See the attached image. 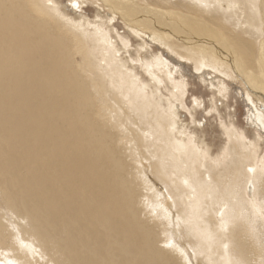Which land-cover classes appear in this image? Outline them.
Returning a JSON list of instances; mask_svg holds the SVG:
<instances>
[{
  "label": "bare ground",
  "instance_id": "obj_1",
  "mask_svg": "<svg viewBox=\"0 0 264 264\" xmlns=\"http://www.w3.org/2000/svg\"><path fill=\"white\" fill-rule=\"evenodd\" d=\"M196 1L203 9L193 10L195 15L202 18L211 28L222 32L224 37L220 36L228 43V49L231 51L224 45V52L219 51L220 49L215 46L216 53L210 55L206 54L208 51L203 52L195 47L192 49L190 44L194 46L202 43L201 49H204V43L207 46L213 43V41L207 42L206 38L199 34L198 36L192 33H189V36L185 34L187 37L180 35L181 38L169 30H166V34H158L156 28L151 30L152 26L149 28L145 25L146 33L151 32L146 35L140 27H143L142 21L147 23V18L150 16L148 15L147 21L144 22L145 18L142 20L141 17L145 15L146 10L143 11L141 8L144 14L138 16L142 21L140 20L137 26L124 23L128 19L124 22L121 19L128 33L125 36L113 33L101 17L96 23L93 21V25L88 22L84 24V19L82 21L81 17L77 18L75 13L78 10V0H69L70 8L62 6L58 0H0V264H188L189 261L186 259L189 253L186 252L188 256L183 254L176 243L170 240L172 235L170 238L167 236L169 234L166 232L169 228L167 224L172 223L164 220L167 217L163 216L161 208H156L157 206L154 205L156 209H151L153 199L151 202L148 198L149 192L145 185L147 179L144 181L145 174L134 160L131 146L126 144L129 137L125 140L122 130L117 127L112 116L110 117L111 114H102L103 109L98 106L100 104L98 92L100 89L105 91V84L110 85L108 81L114 82L112 84H115L117 89L128 86V92L124 88L128 93L126 96L134 102L132 105L136 106H131L136 111H132L133 120L140 114V119L143 117L145 121L149 119L148 123L150 125L152 123L154 130H159L156 136L160 139L156 141L163 144L157 145L155 142L153 146L159 151L158 153H162L163 158L167 157L169 164L175 165L172 171L174 165L170 164L172 166L170 170L167 168L170 172L166 174L167 178L162 180L165 186L168 185L170 188L171 194L175 193L174 195H179L185 200L186 205L180 210L183 211L181 213L184 214V218L191 220L190 228L201 234L207 231L209 226L203 222L207 223L210 220H206L207 216L210 218L206 213L213 207L209 206L208 200L211 197L214 201L213 195L217 192L222 194L221 189L225 191V196L222 200L217 195L216 200L220 203L214 201L218 209L215 208L216 206L213 208L216 210L214 214L219 217L218 221H226L232 214L237 217L236 219L233 217L235 221L240 220L239 227H235L239 229L238 232H246L252 228L254 233L260 234L261 230H264L263 210H260L264 206V194H262L264 191H261L262 198L258 197L259 192H257L261 190L257 189L258 182L264 179V162L259 163L261 166L257 163V146L255 148L253 143L245 141V136L238 134L236 129L223 127L221 124L226 135V146L220 157L211 158L210 149L202 143L203 140L200 142L192 135L195 129L190 131L180 125L179 109H185L186 82L175 79L169 68L171 64L163 59V51L153 55L150 48L147 49L146 43L140 42L136 43V50L133 49L135 52L130 55L132 39L137 42V39L142 38L141 35L144 34L150 40V44L152 42L163 50H169L171 54L175 53L180 60L191 61L199 76L205 73L206 70L203 71L205 67L222 76H238L244 84L253 77L254 81L263 80L262 84H264V0H243L244 6L240 4L243 10H239L244 14V24L236 19L239 24L232 23L234 28L230 25L231 22L229 23L231 20H228L234 14L230 10L235 8L233 10L235 11L236 8L241 7L234 3V7L228 8L232 5L231 0H218L225 5V9L223 8L222 11L215 9L218 12L214 15V12L204 11L211 7L208 6L207 0ZM98 2L107 8V4L102 0ZM220 3L213 5V8L214 6L221 8ZM182 5L177 6L188 10L189 5ZM112 6L113 9L115 5ZM153 7L150 8L154 9ZM111 12L112 15L118 16V10ZM235 14L233 16L238 18ZM240 14L237 12V15ZM208 15L210 17H206ZM120 16L122 18V15ZM218 18L220 20L215 21ZM130 21L133 23V20ZM107 24L110 25L111 21H107ZM187 24L185 23L186 26ZM153 26L157 27L155 24ZM161 26L165 30L167 25ZM191 29H194L193 26ZM176 40L182 43V46L178 45ZM78 45L84 50V54L85 52L91 54L87 58L90 57V60L93 58L92 62L99 60L101 64L94 62V65L91 64L89 67L87 65L90 71L86 70L85 63L83 67V62L82 65L78 62V58H81L79 53L82 51L78 50ZM235 54L239 55L242 62ZM236 63L241 64L240 71L235 69ZM97 70L101 72L98 73ZM255 74L257 75L254 76ZM98 77H100L99 84L104 83L101 88L98 87L100 89L93 81L95 79L98 81ZM105 78L109 80L106 81ZM210 85H213L212 88L217 93H224L223 82L219 81L216 84L210 82ZM110 87L114 88L113 85ZM260 87L262 90L257 93L264 105V85ZM246 88L247 101L250 103L251 95H255L256 92L253 93L248 87ZM116 95L119 96V93ZM120 96L118 98L124 101V105L123 103L120 105L125 106L124 96H121L122 98ZM138 110L140 113H137ZM248 114V121L252 127L264 132L262 111L251 106ZM115 116L114 114L113 117ZM136 120L134 122H138ZM191 122L194 123V120L192 119ZM138 126L140 130L142 125ZM152 131L148 129L150 134ZM146 133L145 136H150ZM153 152L155 154V150ZM159 161L156 164L162 166ZM224 162L228 163L230 170L220 171L228 173L224 178L226 181L219 182V179L221 181L219 176L223 173L219 175L217 166L219 172L217 176L212 168ZM156 166L154 170L158 171L155 169ZM209 167L212 171H209ZM217 186L220 187L219 190L216 189ZM205 194L208 197L202 196ZM173 197L172 195L171 201ZM174 199L177 200L175 197ZM206 200L207 203L209 202L207 205L209 207L204 206L206 210L204 208L203 211L199 204H203ZM163 205L160 207L164 208ZM157 209L160 210L159 215L155 211ZM165 209L167 210L164 212H170L168 208ZM170 215L172 216L171 212ZM169 217L168 220L172 218ZM171 220L173 222V219ZM174 220L177 223V220ZM235 221L233 226L236 224ZM226 222L229 224V219ZM226 222L221 224L228 225ZM189 224L190 221L188 227L185 224V228H189ZM194 236L193 238L196 239ZM199 237L203 240V236L199 235ZM263 237L264 232L262 236L264 241ZM228 240L227 242L231 243ZM203 242L200 243L204 247L207 241ZM230 256L232 258V255ZM261 263L264 264V258ZM242 264H245L244 261Z\"/></svg>",
  "mask_w": 264,
  "mask_h": 264
},
{
  "label": "rangeland",
  "instance_id": "obj_2",
  "mask_svg": "<svg viewBox=\"0 0 264 264\" xmlns=\"http://www.w3.org/2000/svg\"><path fill=\"white\" fill-rule=\"evenodd\" d=\"M59 2H61V4H62V6H65V7H71V3H69V0H58ZM80 0H78V10L77 11H75V13H76V16H77V18L78 17H81V19H82V21H83V19H84V24L85 23H89L90 25L93 23V21L96 23V21H98V19H99V17H101V18H103V21H105L104 23L106 24V26H107V28L109 29H112V31H113V33H116V34H121V35H125V36H127V29H126V27H125V25H124V23H128V24H131V25H138L139 23H140V20H141V18H142V20L145 18V20H144V22L145 21H147V19H148V21H147V23L145 22V23H143V21H142V25H143V27H140V26H138V27H140L144 32H145V34L146 35H148L149 33H151V32H149V31H147L148 33H146V26H152L151 28V30H153V28L155 29L156 28V31H157V33L158 34H160V33H164V34H166L167 32H166V30H169L170 32H172V33H176V35L177 36H179V37H181L180 35H183V36H186V35H188L189 36V33H192L193 35H197L198 36V34L200 35V36H204L203 38L205 39L206 38V41L207 42H210V41H213V43L211 42L210 44H209V46H207L205 43H204V46L206 47V48H208V49H205V47H204V49L206 50H204V49H201V46L203 45L202 43H200V45H198V44H194V46L193 45H191L190 44V46L192 47V49H194V47L197 49L198 48V50H203V52H207L206 54L208 55H210V53H212V54H214V53H216V50H215V46L217 47V49L219 50V51H222V52H224V46H226L227 48V50H229V51H231L230 49H228L229 48V45H228V43L222 38V37H224V35H223V33L222 32H220L219 30H217L216 28V30L214 29V28H211V26L209 25H207L206 23H204V20H202V18H200V17H198V16H196L195 14L196 13H194L193 12V10H195V11H198L199 9H203L202 7H200L201 5L195 0V1H192V0H181V2H180V0H119V2H118V0L116 1V0H102V2L103 3H105V4H107V8L106 7H103L98 1L99 0H81L82 2L80 3L79 2ZM120 1H122V2H120ZM137 1V2H136ZM149 1V2H148ZM163 1V2H162ZM183 1V2H182ZM217 1V2H216ZM232 1H234V2H232ZM112 2V3H111ZM125 2V3H124ZM135 4H134V3ZM150 2H151V4H150ZM156 2V3H155ZM158 2V3H157ZM207 2H208V6L210 5L211 7H207L208 9H204V11L205 12H207V11H209L210 13L212 12H214V15L216 14L217 15V12L218 11H222L223 10V8L225 7V5L224 4H221L220 3V1H218V0H207ZM116 3V4H115ZM120 3H121V6H120ZM155 3V4H154ZM160 3V4H159ZM179 4V5H182V6H185V4H186V6H188L187 8H188V10H186V9H183V8H179L177 5H175V4ZM188 3V4H187ZM211 3V4H210ZM217 3L219 4H221L220 5V7L221 8H218L219 6H214V8H213V5H217ZM232 3V5H229L228 6V8L230 7V6H232V7H234L235 5L236 6H238V7H241V6H244V2H243V0H231L230 1V4ZM234 3H235V5H234ZM112 4H113V6L115 7H113L112 6ZM139 4V5H138ZM153 4V5H152ZM159 4V6H157ZM196 4V5H195ZM240 4H241V6H240ZM243 4V5H242ZM70 5V6H69ZM113 7V9L111 8V6ZM148 5V6H147ZM175 5V6H174ZM224 5V6H223ZM137 6V7H136ZM152 6H154L153 8L154 9H152V8H150V7H152ZM173 6V7H172ZM191 6H192V8H191ZM136 7V8H135ZM144 7V8H143ZM159 7H162V8H159ZM166 7V8H165ZM231 7V8H232ZM109 8H111L110 10H109ZM125 8V9H124ZM140 8L144 11V10H146V11H144L145 12V15L143 16L142 14H144V12L143 11H141L140 10ZM157 8V9H156ZM159 8V9H158ZM164 8V9H163ZM190 8V9H189ZM230 8V9H231ZM114 9H117L118 10V16H114V15H112L113 13L111 12V10H113V11H117V10H114ZM139 9V10H138ZM170 9H172V10H170ZM198 9V10H197ZM218 10V11H216V10ZM225 9V8H224ZM235 8H232L231 10H230V12L232 11L238 18H236L235 16H230V17H232V18H228V20H231V21H229V23H230V25L232 26V28H234L233 27V24H236L237 22V20L239 21V23H243L244 24V14L242 13V12H240L241 10H243V8L241 7V8H236V10L238 9H241V10H237V12L238 13H241L240 15H237V12H236V10L235 11H233ZM173 12V13H170V12ZM139 12V13H138ZM167 12V13H166ZM190 12V13H189ZM200 12V11H199ZM123 13L125 14V15H123ZM142 13V14H141ZM163 13V14H162ZM182 13V14H181ZM192 13V14H191ZM179 14H181V16L179 15ZM207 14V13H206ZM120 15H122V18H121V16ZM148 15L150 16V17H148ZM123 16H125V17H123ZM135 16V17H134ZM138 16H143V17H138ZM146 16V17H145ZM180 16V17H179ZM185 16H186V18H185ZM194 16H196V17H194ZM115 17V18H114ZM117 17V18H116ZM127 17H129V18H127ZM134 19H133V18ZM136 17H138V18H136ZM148 17V18H147ZM152 17L153 18H155V19H152ZM162 17V18H161ZM174 17V18H173ZM179 17V18H178ZM182 17H184L183 19H181ZM191 17V18H190ZM206 17H210L209 15L208 16H206ZM132 18V19H131ZM140 18V19H139ZM147 18V19H146ZM149 18H150V20H149ZM175 19V20H173V19ZM81 19H78V20H81ZM121 19L123 20V22L126 20V19H128V20H126L124 23L121 21ZM136 19V20H135ZM153 21H152V20ZM186 19V20H185ZM197 19V20H196ZM199 19V20H198ZM221 19H223V18H221ZM237 19V20H236ZM241 19V20H240ZM111 21V24L109 25V24H107V21ZM130 20H133V23H132V21H130ZM172 20H173V22H175L174 24H173V22H172ZM183 20V21H182ZM191 20V21H190ZM201 20V21H200ZM218 20H220V18H218V19H216L215 21H218ZM136 21H137V23H136ZM187 21V22H186ZM194 21H195V23H194ZM200 22V23H198V22ZM206 21H208V20H206ZM153 22H155V23H153ZM182 22V23H181ZM191 22V23H190ZM222 22H224V20L222 21ZM157 23V24H156ZM180 23H181V25H180ZM184 23V24H183ZM185 23L187 24V26L185 25ZM193 23H194V25H193ZM196 23H198V24H196ZM233 23V24H232ZM239 23H237V24H239ZM140 24V25H141ZM148 24V25H147ZM151 24V25H150ZM155 24V26H157V27H154L153 25ZM158 24H161V25H167L166 26V29L165 30H163L164 28H163V26H161V25H159L158 26ZM93 25V24H92ZM146 25V26H145ZM177 25L179 26V27H177ZM190 25H192L193 26V28L194 29H191L192 28V26H190ZM196 25V26H195ZM110 26V27H109ZM145 26V27H144ZM162 28H161V27ZM183 26V27H182ZM185 26V27H184ZM189 26V27H188ZM204 27V28H202V27ZM206 26V27H205ZM112 27V28H111ZM125 27V28H124ZM160 27V28H159ZM169 27V28H168ZM200 29H199V28ZM150 28V27H149ZM148 28V29H149ZM185 28V29H184ZM196 28H198L199 29V31H198V29H196ZM115 29V30H114ZM147 29V30H148ZM186 29H187V31H186ZM202 29H204V30H202ZM208 29H209V31H208ZM150 30V29H149ZM162 30H163V32H162ZM196 30V31H195ZM210 30H212V31H214V33H216V34H213V32L211 33L210 32ZM161 31V32H160ZM182 31V32H181ZM189 31V32H188ZM190 31H193V32H190ZM195 31V32H194ZM198 31V32H197ZM202 33H201V32ZM205 33H204V32ZM218 33H217V32ZM210 32V33H209ZM183 33V34H182ZM186 34V35H185ZM202 34H205V35H211L210 37H208V36H206L205 37V35H202ZM163 35V34H162ZM173 35V34H172ZM214 35V37H212ZM216 35H219V36H216ZM220 35H222V37L220 36ZM174 36V35H173ZM141 37L142 38H138L137 39V37L136 38H134V37H132V38H134V39H137V42L136 41H134L133 39H132V45L130 46L131 48H129V50H131L132 52H131V54L130 55H133V52H135V51H133V49L134 50H136V47H137V44L136 43H140V42H144V43H146V47H147V49H149L150 51H151V53L153 52V55H156V54H160V52L161 51H163V54H164V56H163V59L165 60V62L166 63H168V64H171V66L169 67L170 69H171V71H172V73H173V76L175 77V79H177V80H184V82H186V90H185V95H184V101H185V103H184V105H185V109H179V112H180V115H181V117L179 118V120L181 121V123H180V125L181 126H185V127H183V128H185V129H189L190 131L192 130V129H195V131L193 132V136H195L196 138H198V141H202V143L203 144H205L209 149H210V154L212 155V156H210L211 158L212 157H220V153L222 152V151H224V148H225V146H226V135H224V132H223V127H226L227 126V128H233V129H236L235 131H237V133L238 134H240V135H242V136H245V141H249V143L251 142V143H253L254 145H255V148H256V146H257V152H258V154H257V158H258V161H257V163H258V165L259 166H261V164H259V163H261L262 162V164H263V162H264V132H261V131H259L257 128H253L252 127V125L250 124V122L248 121V112H249V110L251 109V106H253L254 107V109L256 108V110H258V111H262V113L264 114V105H263V103L260 101V97H259V93H257V91H261L262 90V87H260L261 85H264V84H262L263 83V80H259V79H255V81H254V77L251 79V81L250 80H245L246 82H245V84H244V81H242L241 79L239 80V77L238 76H236V77H229V76H222V75H220V74H218L216 71H213V70H210V69H208V68H203V71L204 70H206V71H204L205 73L204 74H202V75H200L199 76V74H198V72L197 71H195V68H194V65H193V63L191 62V61H188V60H180L177 56H175L176 54L174 53V54H171L170 53V51L168 50H163L161 47H157L155 44H153L152 42H151V44H150V40H148V38L146 37V36H144V34H142L141 35ZM187 37V36H186ZM216 37V38H215ZM182 38V37H181ZM181 38H178L179 40L181 39ZM188 38H190V37H188ZM210 39V40H207V39ZM213 38H215V39H213ZM217 38H218V40H217ZM212 39V40H211ZM183 41H184V39H182ZM182 40H180V41H182ZM223 42H222V41ZM177 41V40H176ZM186 42V41H185ZM188 42V41H187ZM226 42V43H225ZM189 43V42H188ZM134 44V45H133ZM142 44V43H141ZM177 44L179 45H181L182 46V43H180L179 41H177ZM184 44V43H183ZM227 44V45H226ZM155 45V46H154ZM224 45V46H223ZM138 46H141V45H138ZM212 46V47H211ZM258 46V45H257ZM224 47V48H223ZM203 48V47H202ZM214 49V50H213ZM78 50H82V49H80V45H78ZM89 51V50H88ZM89 53H90V51H89ZM173 53V52H172ZM85 54H87V55H85ZM85 54H84V50H82L80 53H79V55L81 56V58L79 57L78 58V62L79 63H81V65H82V62H83V67H84V63H85V68H87L86 70H88L89 69V71H90V68H88L89 67V65H91V64H93L94 65V62H96V61H93L92 62V60H93V58H92V60H90V57L89 58H87L89 55H91V54H88V52L86 53L85 52ZM78 55V54H77ZM237 57H238V59L240 60V57H239V55H237V54H235ZM256 55V54H255ZM85 57V58H84ZM91 57H93V56H91ZM236 57V58H237ZM87 58V59H86ZM97 58V57H96ZM96 58H94V59H96ZM122 58H124V56L122 57ZM259 58V57H258ZM258 58H257V60H258ZM82 59H84V60H82ZM97 59H99V58H97ZM80 60V61H79ZM90 60V61H89ZM99 60H97V64L98 65H100L99 64V62H98ZM241 61V60H240ZM88 62H90V63H88ZM179 62H181L182 64H180ZM242 62V61H241ZM240 62V63H241ZM88 63V64H87ZM175 63V64H174ZM243 64V63H242ZM87 65H88V67H87ZM92 65V66H93ZM96 65V64H95ZM98 65H96L97 67H98ZM244 65V64H243ZM92 66H90V67H92ZM234 67H236L235 69L237 70V71H240L242 68H241V64H238V63H236L235 65H234ZM172 68H173V70H172ZM92 71V70H91ZM93 72V71H92ZM91 72V73H92ZM97 72L98 73H100L101 71L99 70H97ZM93 73H96V72H93ZM215 75V76H214ZM257 74H255L254 76H256ZM92 76V75H91ZM99 78L100 77H98L97 79H98V81L95 79V80H93L95 83H96V87L98 88V87H100L101 85H103L104 83H100L99 84ZM234 78V79H233ZM244 78H245V76H244ZM256 78H258V77H256ZM91 79V78H90ZM105 80L107 81V80H109L108 78H105ZM103 81V80H102ZM219 81H221V82H223V86H224V93L223 94H221V93H217V91L215 90V89H213L212 87H213V85H210V82H214L215 84H216V82H219ZM109 83H110V85L112 86H114V88L112 89L111 87H110V85H106L105 84V91H102L100 88L102 87H100V88H98V89H100V91L98 92V100H100V104L98 105V106H100V108H102L103 109V111H102V114H107V115H109V114H111L110 115V117L111 118H113L114 119V121L117 123V127L120 129V130H122V135L123 136H125V140L127 141L126 142V144H129L130 146H131V153H132V155H134L133 156V158H134V160L138 163L137 165L141 168V170L144 172V174H145V176H143V178H144V181H146V179H147V183L145 184L146 185V189L148 190V194H149V196H148V198H149V200H151V202H152V199H153V206L151 205V209H156V208H161L160 210L162 211V213H164L163 214V216L165 215V218L167 217L168 218V216H170V217H172V218H170L169 220L166 218V219H164V217L162 216V214L160 213V216H162V219H164L167 223H172L171 225H169V224H167L168 225V227L169 228H167V225H166V228H167V230H166V232L167 233H169L167 236L170 238L171 237V235H172V237L171 238H173V239H171L170 238V240L174 243H176V245H177V247L178 248H180L181 250H182V252H183V254H187L186 256H188V253H189V256H188V258L186 259V261H189L188 262V264H227L226 262H228L229 264H242L243 263V261H244V263L245 264H262L261 262L263 261V258H264V241L262 240V236H263V232H264V230H261V232H260V234L259 233H257V232H255V233H257V234H255L254 233V231H252L253 229L251 228V229H248L246 232H242V231H240V232H238L239 231V229H235V227H239V225L240 224H238V223H240V222H238V221H240L239 219H237V221H235V219L237 218V217H235L234 215H232L231 214V216H228V219H229V224H228V222H226L228 219H226V221H222L223 223H227L228 225H225V224H221L222 222H220V221H218L217 219H219V217H217V215H215L216 213H215V209H213L215 206H216V204H214V201L215 202H218V203H220L219 201H217L216 199H218V197L220 198V199H222V198H224V196H225V191H223V190H221L220 189V187H216V189L217 190H219L220 189V193H222V194H218L219 192H217L215 195H213V196H215V199H213L214 201H212L211 200V197H209L208 199V201L210 202V204H209V206L211 205V206H213V207H211V208H209V210L211 211V214H210V211H207V215H210V218H208L209 216H207L206 217V220H209V221H207V223L206 222H203V223H205V224H207V226H209V227H207V231L204 233H197V231L195 230V229H193V228H190L191 227V220L190 219H188V218H184L183 217V215H182V213H183V211H181V210H183L182 208L183 207H185L184 205H186V202H185V200L184 199H182V197H179V195L178 196H176V195H174V194H171V191H170V188H168V185H166L165 186V184H164V181L163 180H165V178H167V177H165L166 176V174H168V172H170V171H168L167 170V168H169V170H170V168L174 165H172L171 163V165L168 163V160H167V157L165 156L164 158H163V156H161L162 155V153H158L159 151L156 149V147L155 146H153L154 144L153 143H157V145H159V144H163V142H158V141H156V140H158V139H160V137L158 138L157 136H158V134L156 133V132H158L159 130L157 129H155L154 130V128L152 127V123H151V125H150V123H148V122H150L149 121V119H146V121H145V118L143 119V118H139V115L140 114H138V116H135V118L137 119H135L136 121H138V122H134L135 120H133V118H132V114H134V112H136L135 111V108L134 109H132V107L131 106H133V107H136V106H134V104L132 105V103H134V102H132L131 101V99H129V97L128 96H126V94H128V93H126V92H128V86L127 85H125V86H127V88L126 87H124V88H126L127 89V91H126V89H124L123 87V89L122 88H119L118 87V89H117V86L115 85V84H112V83H114V82H112V81H108ZM107 82V83H108ZM251 82V83H250ZM261 84V85H260ZM116 86V87H115ZM246 87H248L250 90H252V92L254 91V92H256V94L254 95V94H252L251 95V99H252V102L250 101V103H251V105H250V103L247 101V97H246V95H247V88ZM110 89V90H109ZM120 89V90H119ZM264 89V88H263ZM215 90V91H214ZM108 91H112V92H108ZM126 91V92H125ZM121 92V93H120ZM164 92V91H163ZM246 92V93H245ZM253 92V93H254ZM263 92V91H262ZM119 93V96L121 95L124 99H125V106H123L124 105V101H122L121 99H119L118 97L119 96H117L116 94H118ZM113 94V96H111ZM107 95V96H106ZM120 96V98H122ZM126 96V97H125ZM212 98V99H211ZM119 99V100H118ZM128 99V100H127ZM214 99V100H213ZM259 99V100H258ZM127 101H128V104H127ZM99 102V101H98ZM102 102V103H101ZM120 103H123V105L121 104L120 105ZM245 103V104H244ZM107 106H106V105ZM252 104H254V105H252ZM104 105H105V107H104ZM197 105H199V107L197 106ZM263 105V106H262ZM103 106V107H102ZM129 106V107H128ZM125 107H128V108H125ZM113 108V109H112ZM122 108H125L124 110L126 111H124ZM120 109V110H119ZM127 109H132V110H127ZM138 108H136V110H137ZM118 110V111H117ZM214 110V111H213ZM132 111H134L133 113H132ZM120 112V113H119ZM122 112V113H121ZM127 112H129L131 115L129 116V113L127 114ZM140 113V110H138L137 111V113ZM119 113V114H118ZM142 113V112H141ZM114 114L117 116V118H116V116L115 117H113L114 116ZM137 115V114H136ZM143 115V114H142ZM131 117V118H130ZM147 118V117H146ZM128 119V120H127ZM140 119V120H139ZM192 119L194 120V123H192L191 121H192ZM117 120V121H116ZM119 120V121H118ZM131 120H133V121H131ZM120 123V124H119ZM132 123H133V125H132ZM136 125H135V124ZM138 123H140V124H138ZM142 123V124H141ZM221 124H222V126H221ZM138 125H142V127L141 128H139L141 131H143L144 133H146V132H148V129H151V130H153L152 131V134L153 133H155V134H150L149 132V134H150V136L149 135H146L145 136V134L142 132L141 133V131L140 130H138V127H140V126H138ZM219 125H220V127H219ZM119 126H121V127H119ZM138 126V127H137ZM231 126H233V127H231ZM136 127V128H135ZM152 127V128H151ZM147 130V131H146ZM128 131V132H127ZM140 131V132H139ZM146 131V132H145ZM132 132V133H131ZM148 133H146V134H148ZM192 133V132H191ZM190 133V134H191ZM126 134V135H125ZM134 134V135H133ZM162 134V133H161ZM157 135V136H156ZM134 136V137H133ZM152 136V137H151ZM141 137H142V139H141ZM145 137V138H144ZM148 137H150V138H148ZM153 137H154V139H153ZM148 139H149V141H148ZM154 140V142H153V140ZM147 141L148 142V144H147V142H144V141ZM152 141V142H151ZM145 143L147 144V145H145ZM149 143H150V145H149ZM155 143V144H156ZM159 143V144H158ZM258 143V144H257ZM133 144V145H132ZM149 145V146H148ZM147 147V148H145V147ZM136 147V148H135ZM150 147H151V149H150ZM254 148V147H253ZM144 149V150H143ZM155 150V154H154V150ZM135 150V151H134ZM152 150V151H151ZM149 153V154H148ZM152 154H154V156L152 155ZM136 155V156H135ZM218 155V156H217ZM141 156V157H140ZM144 156V157H143ZM149 156V157H148ZM237 157V156H236ZM143 158V159H142ZM139 159V160H138ZM145 159H147V160H145ZM154 160V159H156V161L154 160V161H151V160ZM157 159H158V161H159V163L163 166V168H162V166H160L159 164L157 165L156 163H158V161H157ZM239 159L241 160V157H239ZM260 160V161H259ZM163 161H164V163H163ZM153 162H155V163H153ZM170 166H169V165ZM231 164H233V163H231ZM156 166V168L155 169H158V171L157 170H154V167ZM168 166V167H165L164 168V166ZM222 165V166H221ZM221 165H219V164H217V165H215L216 166V168H212L213 170H215L216 171V174H217V176H219V175H221L222 173V175L221 176H219V178H221V181H220V179H219V182H222V181H226V179H224L225 177H226V173H228L229 172V170H230V167H229V165H228V163H226L225 164V162L224 163H221ZM225 165V166H224ZM147 166V167H146ZM152 166V167H151ZM217 166H218V170H219V172L220 171H226L227 169H228V172H218V170H217ZM228 166V167H227ZM175 167V165L172 167V171H174L173 170V168ZM204 167H206V165L204 166ZM146 168V169H145ZM219 168H221V169H219ZM149 169V170H148ZM161 170V172L159 173V171ZM164 169H166V171L164 170ZM208 169H210L209 171H212V169L209 167ZM226 169V170H225ZM152 170V171H151ZM162 170H164V171H162ZM148 171V172H147ZM211 173V172H210ZM218 173H219V175H218ZM159 174V175H158ZM162 174V175H161ZM164 174V175H163ZM161 175V177H159ZM153 176V177H152ZM224 176V177H223ZM164 178V179H163ZM163 179V180H162ZM166 180H168V179H166ZM263 180V181H262ZM262 180H260L259 182H258V184H257V189H261L260 191L259 190H257V192H259V195L264 191V184H261L260 182H263L264 183V179H262ZM157 181V182H156ZM163 182V183H162ZM261 185H260V184ZM164 184V185H163ZM172 185V184H171ZM258 185H260V186H258ZM262 186H263V188H262ZM157 187V188H156ZM163 187V188H162ZM260 187V188H259ZM155 188V189H154ZM161 189V190H160ZM163 189V190H162ZM168 191V193H170V194H168L167 193V191ZM263 190V191H262ZM156 191V192H155ZM163 191V192H162ZM262 191V192H261ZM158 192V193H157ZM223 193H224V195H223ZM262 194H264V193H262ZM262 194L259 196L258 195V197L259 198H262L263 196H262ZM154 195V196H153ZM159 195V196H158ZM172 195L177 199V200H175L174 199V197H173V200H175V201H178V199H179V203L177 202V203H175V201H171L170 199H171V197H172ZM217 195H218V197H217ZM220 195V196H219ZM170 196V197H169ZM203 197H208V195L207 194H205V196L204 195H202ZM221 196H223V197H221ZM164 197V198H163ZM201 197V196H200ZM206 199V198H205ZM172 202V204H171V202ZM182 200H184V201H182ZM200 200H203V198L201 199L200 198ZM223 200V199H222ZM222 200H221V202H222ZM157 201V202H156ZM183 203H182V202ZM212 201V202H211ZM184 202H185V204H184ZM206 202V205H204V203ZM208 202V203H209ZM253 202H254V200H253ZM156 203H157V205H156ZM174 203V204H173ZM199 203H201L200 201H199ZM208 203H207V200L206 201H204L203 202V204H199L200 205V207H202V208H200V209H202L203 211H205L206 210V206L208 205ZM159 204V205H158ZM164 204V205H163ZM169 204V205H168ZM178 205L179 204V206H177L176 207V205ZM182 204H183V206H182ZM154 205H155V207H154ZM161 205H163L164 206V208L163 207H160ZM173 205V206H172ZM203 205V206H202ZM166 206V207H165ZM169 206V207H168ZM182 206V207H181ZM205 206V207H204ZM209 206H207V207H209ZM165 208H168L169 210H170V212H171V214H172V216L170 215V212H164V211H166L167 209H165ZM171 208H173V209H171ZM175 208V209H174ZM204 208H205V210H204ZM216 209H218V207L216 206L215 207ZM159 209H157V210H155V211H157L158 213V215H159V212H160V210ZM181 209V210H180ZM212 209H213V211H212ZM168 210V211H169ZM202 210H201V212H202ZM208 210V209H207ZM261 211H262V214H263V216H264V206H263V208H261L260 209ZM180 211V212H179ZM176 212V213H175ZM177 212L179 213V214H177ZM182 212V213H181ZM166 213H168V215L166 214ZM215 213V214H214ZM177 214V215H176ZM175 215V216H174ZM179 215H180V218H179ZM177 216H178V218H177ZM215 216V217H214ZM223 216V215H222ZM174 217V218H173ZM229 217H231L232 219L230 220V218ZM235 219H234V218ZM171 219H173V222H172V220ZM174 219H176L177 221V223H175L174 221ZM182 219H183V221H182ZM186 220V222L187 223H185L186 224V226L188 227V223H189V221H190V224H189V228H185V224H184V222H185V220ZM187 219H188V221H187ZM164 220H163V222H164ZM180 220H181V222H180ZM217 220V221H216ZM169 221V222H168ZM198 221L200 222V220L198 219ZM197 221V222H198ZM202 221L203 220H201V223H202ZM211 221V222H210ZM213 221V222H212ZM231 221H232V225H231ZM234 221L236 222V224H234V226H233V223H234ZM165 222V223H166ZM181 223V224H179V223ZM182 222H183V225H182ZM198 222V223H199ZM209 222V223H208ZM219 222V223H218ZM202 223V224H203ZM210 223H212V224H210ZM204 224V225H205ZM220 224V225H219ZM238 224V225H237ZM218 225V226H217ZM222 225H224L223 227H221ZM236 225V226H235ZM175 227V229H174V227ZM213 226V227H212ZM220 226V227H219ZM234 227V229H233V227ZM170 227H172V228H170ZM225 227V228H224ZM232 227V228H231ZM180 228V229H179ZM213 228V229H212ZM220 228V229H219ZM223 228V229H222ZM169 229V230H168ZM172 231H171V230ZM191 229H193V232H192V230ZM217 229V230H216ZM210 230V231H209ZM212 230V231H211ZM221 230V231H220ZM232 230L235 232H232ZM250 230H251V232H250ZM181 231H182V233H181ZM184 231V232H183ZM195 231H196V233H195ZM217 231V232H216ZM211 232H213V233H211ZM227 232H229V233H227ZM249 232V233H248ZM208 233H210L209 235H211V236H209V235H207ZM217 233V234H216ZM245 233V234H244ZM192 234V235H191ZM194 234H195V236H194ZM196 234H197V236H196ZM227 234V235H226ZM230 234V235H229ZM242 234V235H241ZM185 235V236H184ZM199 235L200 236H203L202 238H203V240L201 241L200 240V238L201 237H199ZM204 235H205V237H204ZM249 235V236H248ZM261 235V236H260ZM173 236H175V237H173ZM192 236V237H191ZM193 236L194 237H196V239L195 238H193ZM251 236V237H250ZM255 236V237H254ZM258 236H260V237H258ZM227 239H226V238ZM204 238H205V240H204ZM211 238H215V239H211ZM219 238V239H218ZM228 238H229V240L231 241V243H228L227 242V240H228ZM238 238V239H237ZM249 238V239H248ZM264 238V237H263ZM193 239H195V241L193 240ZM209 239V240H208ZM236 239V240H235ZM198 240V241H197ZM216 240V241H215ZM228 240V241H229ZM253 240V241H252ZM205 242V241H207L206 243L207 244H204V247H203V245H201V243L200 242ZM218 241V242H217ZM229 241V242H230ZM235 241V242H234ZM239 241H241V242H239ZM249 241V242H248ZM251 241V242H250ZM258 243H257V242ZM196 242H197V244H196ZM203 242V243H204ZM217 242V243H216ZM221 242H222V244H221ZM245 242V243H244ZM253 242V243H252ZM193 243V244H192ZM210 245H209V244ZM227 243V244H226ZM248 243V244H247ZM251 245H250V244ZM191 244V245H190ZM221 244V245H220ZM225 244V245H224ZM254 244V245H253ZM258 244V245H257ZM179 245V246H178ZM200 245V247H198ZM205 245L207 246V248H205ZM226 245H227V248H226ZM232 245V246H231ZM236 245V246H235ZM187 246H188V248H187ZM191 246V247H190ZM194 246H195V248H194ZM197 246V247H196ZM202 246V247H201ZM250 246V247H249ZM193 247V248H192ZM218 247H221V248H218ZM248 247V248H247ZM209 248V249H208ZM210 248H212V249H210ZM218 248V249H217ZM238 248H240V249H238ZM250 248V249H249ZM252 248V249H251ZM254 248V249H253ZM199 250V252H198V250ZM207 249V250H206ZM225 249V250H224ZM227 249H228V252H227ZM191 250H192V253H191ZM204 250H205V252H204ZM208 250H209V252H208ZM216 250H217V252H216ZM186 252H188V253H186ZM201 252V253H200ZM212 252H214L215 253V255H213L214 253H212ZM221 252V253H220ZM252 252V253H251ZM192 254V256H191V254ZM198 253V254H197ZM222 253H229L230 255H232V258H231V256L230 255H228V256H225V255H227V254H225V255H223ZM241 253V254H240ZM245 253V254H244ZM250 253V255H247V254H249ZM217 254V255H216ZM244 254V255H243ZM195 255V256H194ZM210 255V256H209ZM239 255V256H238ZM194 256V257H193ZM209 256V257H208ZM241 256V257H240ZM249 256V257H248ZM256 258H255V257ZM202 257V258H201ZM236 257V258H235ZM185 258V257H184ZM208 258V259H207ZM250 258V259H249ZM204 259V260H203ZM218 259V260H217ZM220 259V260H219ZM226 259V260H225ZM228 259H231V261L229 262V260ZM255 259H257V260H255ZM196 260V261H195ZM250 260V261H249ZM254 260V261H253ZM256 261H257V263H256ZM209 262V263H208ZM232 262V263H231ZM248 262H250V263H248Z\"/></svg>",
  "mask_w": 264,
  "mask_h": 264
}]
</instances>
